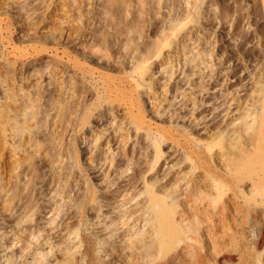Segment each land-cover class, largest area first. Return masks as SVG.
I'll use <instances>...</instances> for the list:
<instances>
[{"label":"bare ground","instance_id":"1","mask_svg":"<svg viewBox=\"0 0 264 264\" xmlns=\"http://www.w3.org/2000/svg\"><path fill=\"white\" fill-rule=\"evenodd\" d=\"M132 2V0L130 4L125 2L121 6L123 17L116 22L113 28L118 38L124 37L127 40L121 48L133 49V73L138 76L135 82L139 89L127 77L101 73L90 81L94 91V94H91L94 99L90 103L84 102L88 91L86 86L74 85V80L71 84L64 85L62 82L58 93V76L61 72L65 73L66 69H63V64H59L57 52L54 50L50 51L51 61L48 65L34 69L35 73L29 70V74H21L23 77L20 79L21 71H18L16 64H22L21 69H23L24 63L31 57L35 56L36 60H42L43 57L39 56V52L35 55H29V52L26 54L13 53V56L9 53L7 60L11 61L14 57V66H10L9 63V65L0 66V79L2 74L4 78L2 79L4 101L0 100V165L2 170L0 173V212L5 223L2 227L3 245L9 247L21 243L19 248L21 253L22 250L28 249L31 238L40 240L44 233L52 231V238L55 241L49 248L50 250L57 248L58 258L72 264L75 261L86 264L92 259L89 239L83 237L80 240L85 248L80 251V256L77 258L76 254L71 253L75 246L68 247L64 236L56 235V233L60 230H66L70 234L76 230L80 231L74 220H68L78 216L81 222H85L90 211L100 214L105 206L111 207L117 204L116 209L120 211L112 218L111 224L126 217L127 219L136 217L138 214L140 216L136 218L132 227H136V222L141 218L145 221L147 229L144 238L132 239L134 235L132 233L128 236V240L132 239L129 246L132 249L130 256L142 258L140 252L137 251H140L143 246L148 264H208L209 259L221 255L228 245L235 248L242 246V238L237 236V231L244 227L248 221L245 218L249 215L255 216V222L260 224V238L254 242V247L263 248V74L253 75L255 69H251L252 74L243 77L245 83L237 86L241 88L239 94L245 90L247 92L252 83L251 87L255 89L250 96L254 100L251 107L241 106L238 103L239 116L228 120L225 117L232 113L229 110L232 105L230 102H239V96H236V93L229 99L231 92L228 85L231 86V83L235 82V80L230 81L233 78L241 77V73H248V68L231 69V67V70H228L226 67L227 69L220 70L217 67L214 69L212 60H209V114L204 112L207 106L206 100L197 98L194 94L179 92L181 88L173 90L175 100L181 95L183 97L177 104H173L172 116L180 117V115L190 114V118L193 116V122L198 119V122H195L196 127L204 124L201 130L209 134V142L205 147L195 146L189 137L191 133L188 131L180 133L179 130L175 131L163 125L151 129L147 121L144 82L147 83L151 76L154 64H159V70L161 67L166 68L162 61L164 49L174 46L182 31H185L187 27L189 28L187 30L191 32L190 24L196 20L194 15V19L189 22L175 18V23L161 28L155 21L151 27V33L158 35L157 40L151 45L138 48L136 44L130 48V39L135 40L137 34H141L140 27L145 23V17L137 15L138 9ZM140 2V6L143 7L142 0ZM132 6H134L133 9ZM104 7L109 9L107 5ZM148 9L151 10V7ZM141 10L146 11V9ZM188 18L185 17V19ZM102 19L104 20V17L101 15L100 20ZM75 32L77 33L76 30ZM92 35L89 36L92 37ZM90 44L89 49L92 53L99 52L95 43ZM35 51L39 50L35 49ZM212 52L208 53L211 59L214 58ZM108 57L110 60L116 58L112 54ZM153 58L156 60L150 63ZM159 58L161 61L158 62ZM194 61V59H189L188 62ZM73 67L84 77L90 74L88 69L81 66L75 64ZM202 70L205 69L200 68L199 71ZM45 74L50 76L47 87H44L40 81L34 83L32 87L27 85L33 75L43 79ZM16 81L21 85L17 86ZM165 92H169L168 86L165 87ZM75 93L77 95H74ZM65 94L67 96H64ZM78 98H82L83 101H78ZM183 98L187 100L184 101ZM188 101L190 103H186ZM242 107L243 111H241ZM119 108L124 118H122L123 115L120 116ZM185 110H188V113L183 114ZM95 115L103 120L102 123L98 121L97 124H101L100 127L104 130L96 133L93 138L92 143L95 141V145L92 146L89 156L79 151H76L73 156L67 147L68 135L73 130L81 132L85 138L89 137L93 130L92 128L89 130V126ZM208 116L209 121L207 122ZM108 131L110 134L102 141L103 134ZM149 138L152 140L150 145L146 143ZM11 139L14 141L12 149L8 147ZM16 142L19 143L17 146L14 145ZM113 146L116 148L110 152ZM81 155L83 159L88 157V161L94 165V171H91L93 179L102 183L107 182L106 187L110 188V193L98 195L94 188L93 190L87 188L85 192H82L80 187L78 191L74 188L75 196L71 200L77 203L79 211H72L73 206H69L66 202V198L70 197L65 194L68 192V187L73 184L71 180H76L77 177L72 160L75 159L77 165H81ZM37 157H40L39 164L34 161ZM44 169L50 173V178L41 181L42 186L39 190L36 185L41 182H37L36 177H40ZM14 178L16 181L12 180ZM23 179L26 180V185L21 183ZM35 189L39 190L41 195L46 196L54 192L48 205L40 206L37 202L25 200ZM133 201H136L135 205H131ZM128 204L132 209H123ZM66 206L68 208L63 210ZM61 209L63 214L57 225L48 228V225L51 226L57 221ZM44 212L46 215L54 213L50 218L41 217ZM108 217L110 216H106ZM43 219H45L44 223H39ZM53 230L58 231L53 233ZM12 233L13 235L10 236ZM48 235L44 239L47 243H49ZM14 252L12 258L15 257ZM31 255L37 262H42L35 254Z\"/></svg>","mask_w":264,"mask_h":264},{"label":"rangeland","instance_id":"2","mask_svg":"<svg viewBox=\"0 0 264 264\" xmlns=\"http://www.w3.org/2000/svg\"><path fill=\"white\" fill-rule=\"evenodd\" d=\"M88 1L89 0H0V66L9 64L10 66L12 65V67L14 66V57H12L11 61L7 60L9 53L13 56V53L26 54L29 52V55H35L39 52V56L43 57L42 60H36L35 56L31 57L26 60L23 69H21L22 64H16V67L19 69L18 71H21L19 76L20 79L23 77L21 74L27 75L29 74V70L35 73L34 69L48 65V62L51 61L50 51L54 50L57 52V58L60 61L59 64H63V69L67 71H65V73L61 72L59 74L60 76H58V93L60 92L59 90L62 82H64L65 85L66 83L71 84V82H73L72 80H74V85L86 86L85 88L86 90L88 89V91L84 102L90 103L94 99V96L91 95L94 94V91L90 81L92 78H97L101 73H109L116 77H127L137 87L135 79H138V76L133 73V49L127 50L121 48L127 40L124 37L118 38L116 30L113 28L116 22L120 21L123 17L120 10L121 6H123L125 2L130 4L131 0H125V2L124 0H114V2L113 0ZM132 1V4L138 9L137 15L145 17V23L140 28L147 34L141 31V34H137L135 40L130 39V48L136 44L138 48L144 45H151L157 40L158 35L151 33V27H153L155 21L161 28L175 23V18L189 22L191 19H194V15L196 21L190 24L192 27L191 32L187 30V27L185 31H182L174 46L164 49L162 61L166 68L164 69V67H161V70H159V64H154L152 66V74L148 78L147 83L144 82L146 87L144 90V99L147 100L145 105L147 121L151 129H156L157 126L163 125L175 131L179 130L180 133L188 131L191 133V135L188 134L195 146L198 147L201 145L205 147L209 142V134H207L205 130H201L204 124H200L196 127L195 122L197 123L198 119L193 122V116L190 118V114L187 116L180 115V117L172 116L173 104H177L183 97L181 95L175 100L173 90L181 88L179 92H186L188 94H194L197 98H203L207 101L204 112L205 114H209V60H212L214 69L218 67L220 70L223 68L231 70L236 67L238 69L242 67L243 69L248 68L249 70L248 73H241V77L238 79L233 78L230 80H235V82L231 83V86H229L230 84L228 85L231 92L229 99L236 93V96H239V102H230L232 105L229 110H231L232 113L225 118L228 120L235 118V116H239L240 112H237L238 103H240L241 106L246 105L247 107H251L254 99L250 94H252L255 87H251V83L247 92L245 90L239 94L241 88L237 86L245 83L243 77L252 74L250 71L251 69H255L253 75L263 74L262 79H264V0H142L144 4L143 7L140 6L141 0ZM158 2L161 4L159 5ZM103 4L107 5L109 9H106ZM134 6H132V9ZM150 7L151 10L148 9ZM141 9H146V11ZM101 15L104 17V20L102 19L103 21L100 20ZM185 17L189 18L185 19ZM89 32L91 33L89 34ZM89 35H92L93 38ZM139 36L142 39H140ZM210 41L212 42L209 43ZM92 42L96 44V48H99V52L92 53L91 49H89L91 46L90 43ZM212 44H214V49L211 48ZM35 49L39 51H35ZM103 50L105 53L107 51L108 55L112 54L116 56V58L114 57L110 60L109 57L107 58V53L105 54ZM213 50L214 52H212ZM209 51L214 54V58L212 57L211 59V57H209ZM134 52H136V50ZM189 59H194L195 61L189 63ZM155 60L156 58H153L150 63ZM159 61H161V58L158 59V62ZM118 62L120 63L118 64ZM75 64L88 69L90 74L84 77L80 71H77V69L73 67ZM185 64H187V66H184ZM66 65H68V67ZM200 68L205 70L200 72ZM71 76H73V79H71ZM2 79H4L3 74L0 79V100L4 101V93L2 94ZM187 79L189 80L188 83ZM23 81H21L22 84ZM37 81L42 82L43 86L47 87L50 82V76L45 74L43 79H40L37 75H33L27 82V85L32 87ZM15 84H17V86L21 85L18 81H16ZM70 86L71 85H69V87ZM166 86L169 87V92L167 93L165 92ZM74 95L77 94L75 93ZM64 96L67 95L65 94ZM75 97L77 98V96ZM183 100L186 101L187 98H183ZM78 101H83V99L78 98ZM186 103L190 102L188 101ZM78 104H80V102ZM77 109H79L78 106ZM120 109L121 108H119V114L121 116L123 112ZM243 110L242 107L241 111ZM186 113H188V110H185L183 114ZM233 115L234 117H232ZM122 118H124V115ZM92 120L93 122L91 126H89V130L91 128L93 129L91 130V135H89L90 138H85V136H82L81 132L75 131V133L73 130L68 135L67 147L71 150L73 156H75L76 151L85 152V154L89 156L92 146L95 145V141L92 143L93 138L96 136V133H101V131L104 130L103 127H100L101 124H97L98 121H101V123L103 122L98 115H95ZM206 121H209V116L206 118ZM236 122H238V120ZM198 131H200V133ZM72 134H74V136ZM109 134L110 131L105 132L102 136V141H104ZM151 138L146 141L148 145L152 143ZM9 142L8 147L12 149L14 147L12 144L14 141L11 139ZM18 144L19 143L16 142L14 145L17 146ZM28 147L29 146H27V148ZM115 148L116 146H113L110 152H113ZM31 149L32 148H30V150ZM166 155L167 154H165V156ZM80 158L82 159L81 165H77L75 159L72 160L77 177L76 180H71L73 184L68 187V192L65 194L70 197L66 198V202L69 206H73L72 211H79L77 203L71 200L75 196L74 188L78 191L80 187L82 188V192H85L87 188L91 190L94 188L98 195L110 193V188L106 187L107 182L102 183L101 181L93 179L92 172L94 171V165L88 161V157L83 159L81 155ZM34 161L39 164L40 157L35 158ZM1 172L0 165V173ZM49 178L50 173H47V170L44 169L42 173H40V177H36V181L41 182ZM12 180L16 181L15 178ZM21 183L26 185V180L23 179ZM36 186L39 187L37 189L40 190L42 182L38 183ZM113 188L114 186L111 189L113 190ZM37 189L32 190L30 197L25 200H27V202H37L40 206L48 205L50 197L54 195V192L52 191L51 194L46 196L45 194L41 195ZM63 203H65V200H63ZM135 203L136 201H133L131 205H135ZM96 204L97 203H95V205ZM131 205L128 204L123 209L130 210L132 209ZM116 207L117 204L111 207L105 206L100 214L96 211H90L85 222H81L78 216L72 220H68H74L75 224H77L80 229V231L76 230L73 234L67 233L66 230H53V233L58 231L56 235L62 234L64 239H66L65 244L68 247L73 248L75 246L71 253L76 254L77 258L80 256V251L85 248L80 240L83 237L89 239V243L92 247V259L86 264H148L147 258L145 257V247L141 245L142 249L137 251L138 253L140 252V257L142 258H133L130 256L132 249L129 248L132 239L144 238L147 229L145 221L141 218L136 222L137 226L132 227L136 218L140 216V214H138L136 217L130 219L126 217L121 221L119 220L111 224L112 218L120 211V209H116ZM67 208L68 206L64 207L63 210ZM60 211V216L57 221L51 226L48 225V228L57 225L63 214L62 209ZM53 213L54 212L46 215V212H44L41 217L46 216L50 218ZM106 216L110 217L106 218ZM245 219L248 220L247 223L237 231V236L242 238V246L235 248L228 245L221 255L209 259L208 264H260V260L262 262L261 264H264V246L260 249L254 247V242L260 238V224L255 222V216L249 215L246 216ZM44 221L45 219L41 220L39 223H44ZM106 224L110 226L108 227ZM4 226L5 223L0 212V264H72L57 257L59 254L57 248L50 250L49 246L55 241L52 238V231L50 233H44L40 240L31 238L28 249L22 250L21 254L19 251L21 243L9 247L3 245L4 242L1 241V238L3 234L2 227ZM231 232L234 231L231 230ZM132 233L134 234L132 239L128 240V236ZM12 235L13 233L10 234V236ZM46 235H48L49 243L44 240ZM41 240L43 241L42 246ZM76 245H78V247ZM13 251H15L14 258H12ZM16 251H18V253H16ZM31 254H35L42 262H37ZM75 259L73 260L75 261ZM74 264L81 263L75 261Z\"/></svg>","mask_w":264,"mask_h":264}]
</instances>
